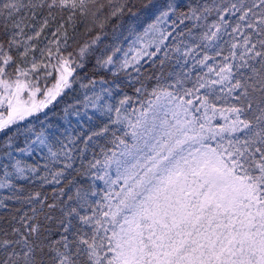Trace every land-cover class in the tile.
Masks as SVG:
<instances>
[{"label":"snow or ice","instance_id":"snow-or-ice-1","mask_svg":"<svg viewBox=\"0 0 264 264\" xmlns=\"http://www.w3.org/2000/svg\"><path fill=\"white\" fill-rule=\"evenodd\" d=\"M0 264H264V0H0Z\"/></svg>","mask_w":264,"mask_h":264},{"label":"trees","instance_id":"trees-1","mask_svg":"<svg viewBox=\"0 0 264 264\" xmlns=\"http://www.w3.org/2000/svg\"><path fill=\"white\" fill-rule=\"evenodd\" d=\"M69 94V93H68ZM68 94L64 95L62 98H58V102H54L53 105H50L48 109L44 111L48 114V119L52 123H59L63 115L64 106L71 100L66 101V99H71ZM40 118L43 119V113L40 114ZM32 119V118H29Z\"/></svg>","mask_w":264,"mask_h":264},{"label":"rangeland","instance_id":"rangeland-1","mask_svg":"<svg viewBox=\"0 0 264 264\" xmlns=\"http://www.w3.org/2000/svg\"><path fill=\"white\" fill-rule=\"evenodd\" d=\"M78 94V90L76 93H69L68 96L71 98V99H66V101L68 102V100H73L75 98V96Z\"/></svg>","mask_w":264,"mask_h":264}]
</instances>
